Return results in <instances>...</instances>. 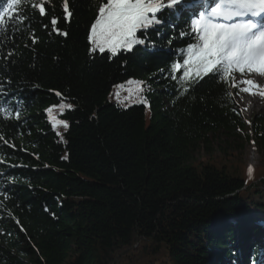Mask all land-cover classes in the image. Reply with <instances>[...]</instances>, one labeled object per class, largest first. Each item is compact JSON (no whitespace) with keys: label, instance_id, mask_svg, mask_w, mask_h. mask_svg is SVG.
<instances>
[{"label":"trees","instance_id":"16d2710c","mask_svg":"<svg viewBox=\"0 0 264 264\" xmlns=\"http://www.w3.org/2000/svg\"><path fill=\"white\" fill-rule=\"evenodd\" d=\"M36 2L22 0L0 29V264H221L232 250H217L260 233L264 115L247 129L231 75L181 79L199 43L192 14L160 18L137 33L144 45L109 58L87 40L107 0H67L70 16L65 0H42L43 15ZM141 78L149 124L144 105L109 101ZM220 137L238 151L254 142L260 167L250 173L234 151L194 161Z\"/></svg>","mask_w":264,"mask_h":264},{"label":"snow or ice","instance_id":"6c2138e0","mask_svg":"<svg viewBox=\"0 0 264 264\" xmlns=\"http://www.w3.org/2000/svg\"><path fill=\"white\" fill-rule=\"evenodd\" d=\"M203 2L207 4V0ZM179 3L180 0H107L99 7L98 16L91 25L87 37L89 53H108L112 58L122 52H131L135 45H144L145 40L138 38L137 33L161 23L158 13L165 8L172 10ZM21 4L22 0H8L7 8L0 12V29L5 26L7 12ZM31 6L37 8L41 15L44 14L42 0H37ZM63 10L71 15L67 0ZM262 14L264 0H218L207 15L201 12L199 19L191 22V30L199 43H191L187 47V58L183 59L187 70L181 78L184 83L191 87L209 74L227 76L238 72L264 76V28L245 19ZM51 24L56 30L57 21L53 19ZM180 67V64H174L173 71ZM240 82L253 85L251 78ZM140 102L145 101L141 99ZM71 107V104H60L62 110ZM50 119L54 121V127L62 126L67 130L65 121L57 120L54 116H50Z\"/></svg>","mask_w":264,"mask_h":264},{"label":"rangeland","instance_id":"374dc122","mask_svg":"<svg viewBox=\"0 0 264 264\" xmlns=\"http://www.w3.org/2000/svg\"><path fill=\"white\" fill-rule=\"evenodd\" d=\"M189 1L190 3L188 2V0H180V3L174 6V9L169 10L165 8L162 12L158 14H162L163 12L170 14L171 12H173V10H176V9L182 10V8H180L182 4L185 5L186 7L185 11H189L192 9L190 7L194 6V5L191 6L194 3V1L193 0H189ZM216 2H218V0H216ZM195 5L198 8L200 7V5L197 3H195ZM211 5L212 6L210 7V9L214 7V4H211ZM248 78H251L253 80V85H247V84L240 82L241 80L248 79ZM131 81L132 83H129V81H126L118 85L117 88L113 91V93L109 97V101L116 103L118 105H121L125 108H129V107L137 106V105H144L146 108V121L149 124L152 120L154 112L151 109V103L149 99L147 98V92H148L147 91L148 89L147 81H145L143 78L131 80ZM234 82L239 87V93L235 97L234 102L247 126V129L250 130L254 119L259 116L264 115V87L258 86V84H256L259 82V83H262V85L264 86V76H261L258 73H248V74H243L241 76L234 75ZM249 87L258 88L259 92L250 91V89H247ZM244 89H247V91H244ZM247 96L251 97L254 101H256V104H258L252 110H250L249 108H244L240 106L239 104V99H241L242 97H247ZM141 99H143L145 102L141 103L140 102ZM226 142L228 144H226ZM239 144H241V142H234L233 140H228L223 137H220L218 140L215 138L210 139V145L208 147V150H205V147L201 146L200 150L194 154L193 159L195 162H199L202 160H208V159H214V160L220 161V163H223V161H221L222 157L224 156L223 151L226 153V155L234 151L235 153L241 152L240 153L241 156H239L238 160L243 161L250 172H252L256 168H259L261 165L262 155L256 150V146L254 145V142L244 144V147L241 151H238L237 145ZM263 201H264V193H263ZM257 226H260V224L257 223ZM237 237L238 235L236 236V239ZM249 242L253 243L258 249L259 260L257 263L264 264V233L263 235L262 234L261 235L251 234L248 237V239H246V241L242 240L240 243L238 239L233 244H230L229 241H226V243H229L228 246L225 247L224 249H221L220 251L217 250V252L222 253L224 250L225 251L224 254H226L225 256H227L228 252H226V249L231 248L232 250L231 254L233 256L225 258V261L222 262L221 264H256V263H251L246 259L245 253H246V250L248 249ZM237 252L239 253L238 254L239 256H237L238 259H235L234 254ZM212 261L213 259L210 261L209 264H212Z\"/></svg>","mask_w":264,"mask_h":264},{"label":"bare ground","instance_id":"6f19581e","mask_svg":"<svg viewBox=\"0 0 264 264\" xmlns=\"http://www.w3.org/2000/svg\"><path fill=\"white\" fill-rule=\"evenodd\" d=\"M257 82V81H256ZM258 84V86H262V83H256ZM247 89H250V91L253 92H259L258 88H254V87H249ZM257 100V99H256ZM259 102V101H258ZM239 104L240 106L244 107V108H249L250 110L254 109L256 107V101H254L251 97L247 96V97H242L241 99H239ZM260 104V103H259ZM251 112V111H250Z\"/></svg>","mask_w":264,"mask_h":264},{"label":"water","instance_id":"95a60500","mask_svg":"<svg viewBox=\"0 0 264 264\" xmlns=\"http://www.w3.org/2000/svg\"><path fill=\"white\" fill-rule=\"evenodd\" d=\"M249 170V169H248Z\"/></svg>","mask_w":264,"mask_h":264}]
</instances>
